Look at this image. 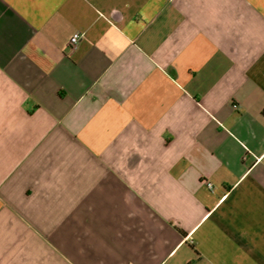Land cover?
<instances>
[{"label": "crops", "instance_id": "1", "mask_svg": "<svg viewBox=\"0 0 264 264\" xmlns=\"http://www.w3.org/2000/svg\"><path fill=\"white\" fill-rule=\"evenodd\" d=\"M0 264H264V0H0Z\"/></svg>", "mask_w": 264, "mask_h": 264}, {"label": "built area", "instance_id": "2", "mask_svg": "<svg viewBox=\"0 0 264 264\" xmlns=\"http://www.w3.org/2000/svg\"><path fill=\"white\" fill-rule=\"evenodd\" d=\"M81 39V35L80 34H75L72 38H71V41H70V48L73 49L77 46V44L79 43ZM236 107V106H235ZM207 186L209 189H213V186L211 183H207Z\"/></svg>", "mask_w": 264, "mask_h": 264}]
</instances>
